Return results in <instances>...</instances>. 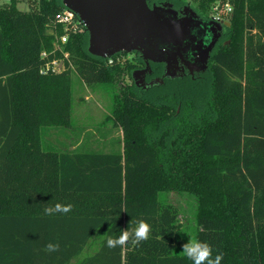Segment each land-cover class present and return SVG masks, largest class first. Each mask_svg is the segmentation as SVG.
<instances>
[{
	"label": "trees",
	"instance_id": "16d2710c",
	"mask_svg": "<svg viewBox=\"0 0 264 264\" xmlns=\"http://www.w3.org/2000/svg\"><path fill=\"white\" fill-rule=\"evenodd\" d=\"M216 1L148 4L212 21ZM229 1L207 68L152 84L166 66L150 63L146 86L134 78L140 54L91 55L83 25L55 52L62 0L0 3V264H193L170 193L194 199L193 236L220 264H264V0ZM53 59L63 70L42 75ZM74 74L112 92L108 120L123 148L72 152L47 140L49 128L72 126ZM57 204L72 210L46 214ZM140 220L148 240L107 247Z\"/></svg>",
	"mask_w": 264,
	"mask_h": 264
},
{
	"label": "water",
	"instance_id": "95a60500",
	"mask_svg": "<svg viewBox=\"0 0 264 264\" xmlns=\"http://www.w3.org/2000/svg\"><path fill=\"white\" fill-rule=\"evenodd\" d=\"M62 1L84 23L91 55L112 58L122 53H138L146 63L144 71L150 69V63L164 64L166 72L170 68L181 69L180 64L190 56L202 64L201 70L206 69L221 31L220 25L211 22L214 40L204 49L193 28L197 21H206L190 9L185 17H179L171 5L151 8L148 0ZM186 69L190 74L201 71Z\"/></svg>",
	"mask_w": 264,
	"mask_h": 264
},
{
	"label": "rangeland",
	"instance_id": "374dc122",
	"mask_svg": "<svg viewBox=\"0 0 264 264\" xmlns=\"http://www.w3.org/2000/svg\"><path fill=\"white\" fill-rule=\"evenodd\" d=\"M1 4L5 0H0ZM27 0H23L20 8L28 9ZM190 15V14H189ZM213 21L203 23L196 22L194 34L202 43V48L209 47L213 40ZM134 58V56H130ZM189 58V57H188ZM202 64L196 59H190L180 64L181 69H168L164 77L154 80V83L161 82L165 77H177L185 72L186 68L202 69ZM141 68L136 71L134 78L138 84L147 85L142 82ZM170 71V72H169ZM126 85L133 84V81L127 77L123 80ZM122 84V83H121ZM123 85V84H122ZM119 87L114 88L117 92ZM112 92L104 88L101 84H85L76 74H74L73 84V121L72 126L68 129L49 128L47 140L63 150L76 151L81 149H93L108 152L114 148H123V133L120 129L114 127L113 123L108 120L111 114L113 98ZM167 200L178 206L180 209V222L184 227L182 246L188 243L193 236L195 227L193 226V216L197 210V204L188 193H170ZM191 221V222H190ZM190 222V224H189ZM183 251V247L180 252Z\"/></svg>",
	"mask_w": 264,
	"mask_h": 264
},
{
	"label": "clouds",
	"instance_id": "9594fccd",
	"mask_svg": "<svg viewBox=\"0 0 264 264\" xmlns=\"http://www.w3.org/2000/svg\"><path fill=\"white\" fill-rule=\"evenodd\" d=\"M72 210V205L57 204L55 207L45 209L46 214L52 215L53 213H68ZM151 225L146 221L140 220L137 227L126 228L121 230L118 237L107 238V247L116 248L126 247L129 243L133 245L139 244L141 241L149 239L151 234ZM46 250L49 252L58 251L59 244L49 243L46 246ZM182 253L193 262V264H220L222 255L212 257V248L208 243L201 242L197 238L192 237L188 243L183 245Z\"/></svg>",
	"mask_w": 264,
	"mask_h": 264
},
{
	"label": "built area",
	"instance_id": "2783aa9c",
	"mask_svg": "<svg viewBox=\"0 0 264 264\" xmlns=\"http://www.w3.org/2000/svg\"><path fill=\"white\" fill-rule=\"evenodd\" d=\"M7 2H9V0H5V3ZM232 12L233 6L229 0H218L212 7V21L216 24H223L227 21ZM56 21L58 24L63 26L64 34L58 38L55 46V52L62 51L61 45L68 42L69 34L71 32H76L81 25L85 27L80 18L66 7L65 10L57 17ZM42 56L44 60L49 58V55L46 52H44ZM65 58H68V55L65 54ZM63 66V60L53 59L52 61H46L41 69V74L47 75L49 73H59L63 70Z\"/></svg>",
	"mask_w": 264,
	"mask_h": 264
},
{
	"label": "flooded vegetation",
	"instance_id": "af4514ba",
	"mask_svg": "<svg viewBox=\"0 0 264 264\" xmlns=\"http://www.w3.org/2000/svg\"><path fill=\"white\" fill-rule=\"evenodd\" d=\"M166 5V4H165ZM177 13H178V15H179V17H185V15H186V10L187 9H174ZM204 21H209V20H204ZM150 67H151V65H150ZM146 68H147V66H146ZM145 68V69H146ZM144 69V70H145ZM186 70V72H187V69H185ZM205 70V69H204ZM204 70H201V71H204ZM201 71H199V72H201ZM166 73V72H165ZM185 73V72H184ZM184 73H182V75H184ZM151 74V70L150 69H148L147 71H144V72H141V80H142V82H146V79L148 78V76ZM182 75H179V76H182ZM179 76H177V77H179ZM156 79V78H155ZM145 82H144V84H145ZM147 84H148V82H147ZM145 86V85H144Z\"/></svg>",
	"mask_w": 264,
	"mask_h": 264
}]
</instances>
